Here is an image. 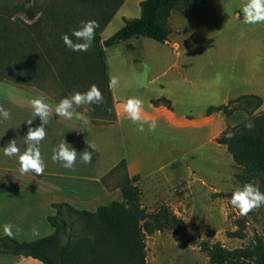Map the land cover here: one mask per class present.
<instances>
[{
    "label": "rangeland",
    "instance_id": "rangeland-1",
    "mask_svg": "<svg viewBox=\"0 0 264 264\" xmlns=\"http://www.w3.org/2000/svg\"><path fill=\"white\" fill-rule=\"evenodd\" d=\"M65 1L81 17L83 12L87 15L97 10L96 4L81 8L72 0H0V24L27 21L23 12L27 8L43 7V13L54 9L62 16L69 9ZM123 1L120 13L101 31L102 37L118 30L124 19L139 16L137 0ZM244 3L205 0L198 8L173 11L165 43L132 36L105 47L106 73L118 79L112 93L120 103L130 96L139 97L144 105L158 97L170 100L171 109L156 119L155 131H148L145 125V131L138 132L126 115L116 119L113 103L109 105L105 100L76 106V111L88 115L94 126L88 140L95 145L93 160L103 172L101 182L108 189H119L122 179L131 175L129 163L131 172L139 175L135 183L141 206L149 213L162 207L169 211L160 228L144 237L145 264H208L199 245L202 240L218 241L227 248L244 247L255 236L264 240V205L242 216L230 203L236 188L257 182L242 180L241 167L226 147L215 141L226 126L248 119L251 106L241 100L228 104L235 108L230 115L221 111L205 113L207 106L226 104L229 98L252 87L264 89L260 86L264 85V78L260 79L264 76V22L243 23ZM56 81L57 77L48 72L43 80L24 83L0 79L6 88L43 95L54 103L89 88L64 86ZM207 87L209 94L204 90ZM226 96L229 100L224 102ZM261 105L252 115L264 110ZM66 172L74 176L90 170L75 166L66 168ZM109 201L102 200L100 205ZM62 217L66 221L64 242L73 239L82 221L64 207Z\"/></svg>",
    "mask_w": 264,
    "mask_h": 264
},
{
    "label": "trees",
    "instance_id": "trees-1",
    "mask_svg": "<svg viewBox=\"0 0 264 264\" xmlns=\"http://www.w3.org/2000/svg\"><path fill=\"white\" fill-rule=\"evenodd\" d=\"M80 7L96 4L91 14L76 15L69 2L67 10L58 16L54 9L43 13V7L23 10L27 21L0 24V79L16 82L43 80L47 72L64 86L95 84L103 101L112 105L109 79L106 73L105 47H110L132 36H146L158 42L168 41L169 17L173 11H187L200 7L205 0H140L138 17L124 19L123 25L100 42V32L110 21L123 0H72ZM37 14V15H36ZM95 20L98 27L92 48L86 52H73L61 39L62 34L71 36V29L82 21ZM243 100L251 106L248 119L233 126H226L215 139L226 147L234 163L242 169L239 177L254 180L264 192V110L252 115L262 103L260 96L242 94L226 104L207 106L205 113L221 111L226 116L235 108L229 103ZM102 101V102H103ZM154 105L171 109L170 100L158 97L150 100ZM246 103V104H247ZM251 122L253 127L245 124ZM227 132L233 135L229 139ZM138 174L126 176L118 185L121 200H112L96 207L94 211L77 209L64 202L52 203L56 213L47 217L53 227L52 233L29 241H19L11 236H0V252L22 254L38 259L44 264H145L146 234L160 228L169 211L166 207L154 213L147 212L140 204V191L136 185ZM80 217L82 225L73 239L67 238L66 221L62 208ZM243 236L242 233L239 234ZM200 248L208 257V264H264V240L255 236L244 247L227 248L220 242L202 240Z\"/></svg>",
    "mask_w": 264,
    "mask_h": 264
},
{
    "label": "crops",
    "instance_id": "crops-1",
    "mask_svg": "<svg viewBox=\"0 0 264 264\" xmlns=\"http://www.w3.org/2000/svg\"><path fill=\"white\" fill-rule=\"evenodd\" d=\"M136 2L139 4L140 0ZM123 3L124 1L106 26L120 13ZM173 13H171L168 22H170ZM106 26L103 30H105ZM104 38L106 37L100 35V42ZM262 78L264 76H261L260 79ZM108 79L110 80L109 75ZM248 79L246 77V80ZM260 86L262 87L264 85ZM204 90L205 93L208 92L209 94L208 87L207 89L204 88ZM110 91L116 119L125 116L126 114L123 112L122 103L119 102V99L114 98L112 88H110ZM243 92L238 95L255 94L260 96L262 99L261 106H263L264 89L255 86ZM35 97L36 95L6 88L0 83V106H3L9 111L8 119L4 120L0 118V236H5L3 225L10 223L12 225L11 237L19 241L34 240L52 233L53 227L47 219L49 215L56 213V209L52 206V203L64 202L77 209L94 211L102 200H120V189H108L101 182L100 179L103 172L97 169L96 161L93 160L95 158L92 156V160L88 164H84L80 160L81 151L85 149L93 151V149L89 148L91 144L89 143L90 137L88 132L91 135L90 131L94 126L90 122L88 115L86 116L84 113L82 114L86 117V123L78 119L75 114L71 119L56 116L54 109L57 103L45 99V102L49 105L50 114L48 123L45 125V137L38 145L41 158L44 162V171L42 174L36 175L31 170L21 174L18 170L19 164L17 156L14 155L9 158L3 155V147L10 140H15L17 147L22 153L26 146L25 134L27 130L29 127L35 128L41 123L39 117H33L31 100ZM229 99L224 102H227ZM166 110H168L166 106H154L149 101H147L143 109L146 115L155 119L161 118L160 114L166 112ZM28 120H32L31 124L27 123ZM63 140L77 151V160L73 167L77 166L81 169L84 166L90 170L88 174L69 175L66 172V168L61 166L60 161H53L51 159L53 150ZM127 167L129 173L131 175L132 173L134 174V172H131L132 165L128 163ZM2 171L5 172L3 173ZM49 183L51 184L49 185ZM105 195L106 197H104ZM0 264L44 263L30 256L0 252Z\"/></svg>",
    "mask_w": 264,
    "mask_h": 264
},
{
    "label": "clouds",
    "instance_id": "clouds-1",
    "mask_svg": "<svg viewBox=\"0 0 264 264\" xmlns=\"http://www.w3.org/2000/svg\"><path fill=\"white\" fill-rule=\"evenodd\" d=\"M243 23L256 24L264 22V0H245L241 7ZM98 24L95 20L82 21L76 28L71 29V36L65 33L62 34L61 39L64 45L73 52H86L93 43L95 38V30ZM118 84V79L113 76L109 80V87H115ZM103 100V96L95 84L89 86L84 91H74L70 97H62L56 104L54 113L56 116H62L71 119L75 114L76 117L85 123L86 117L82 113L76 112V106L80 105H94ZM33 108V117H39L40 124L35 128L29 127L25 134V148L21 153L17 147L15 140H10L6 146L3 147V155L9 158L14 155L17 156L19 164V172L21 174L27 173L30 170L36 175H40L44 171V162L41 158L39 151V142L45 137V125L48 123L49 118V105L45 102L43 95L36 96L31 100ZM123 112L126 114L125 118L136 124V130L140 133L145 131L147 125L148 131H155L157 127V120L153 117L146 115L143 111L144 103L136 96L128 97L122 103ZM89 111L91 108L89 107ZM0 118L6 120L9 118V111L0 106ZM32 120L27 123L31 124ZM245 127L252 128L253 125L249 121ZM232 132H227L226 137L231 138ZM95 151V145L89 146ZM18 154V155H17ZM93 152L87 149L80 152V160L84 164L91 162ZM53 161H60L63 168H73L77 160V151L70 144L64 140L53 150L51 156ZM232 206L239 210V213L247 215L254 208L264 205V192L260 191L259 184L245 183L242 187L236 188L230 197ZM5 235H12V225L5 223L3 225Z\"/></svg>",
    "mask_w": 264,
    "mask_h": 264
}]
</instances>
